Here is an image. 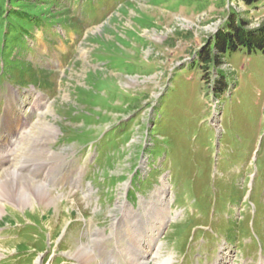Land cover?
Returning <instances> with one entry per match:
<instances>
[{
	"label": "rangeland",
	"instance_id": "374dc122",
	"mask_svg": "<svg viewBox=\"0 0 264 264\" xmlns=\"http://www.w3.org/2000/svg\"><path fill=\"white\" fill-rule=\"evenodd\" d=\"M20 1L0 0V115L16 96L35 134L0 264H134L128 228L166 203L161 259L264 264V54L215 48L232 20L264 24V3Z\"/></svg>",
	"mask_w": 264,
	"mask_h": 264
},
{
	"label": "bare ground",
	"instance_id": "6f19581e",
	"mask_svg": "<svg viewBox=\"0 0 264 264\" xmlns=\"http://www.w3.org/2000/svg\"><path fill=\"white\" fill-rule=\"evenodd\" d=\"M12 92L17 93L16 91L12 90L10 94ZM7 97H8V101H7L8 104L7 102L5 104H1L2 107H5L7 110V113L5 115L6 117L4 118L6 119L7 122L3 123L4 119L1 118L0 115V139H1L0 140V215L4 213V210L7 207L5 204L6 203L5 197L6 195H9L10 185L13 183L14 175H17L19 172L29 174L31 171L30 170L31 167L29 165H27L26 168L23 166L20 168L18 164L20 163V158L24 150L23 146L25 145V142H27L29 138H31L35 134L34 124H30L29 122L21 123V119L17 117L18 116L17 113L19 112L18 110H20V108L19 107L17 108L16 96L13 95ZM38 97L39 95H37L35 99H37ZM37 101L39 100L37 99ZM45 127L48 128L49 133H55L56 131V128L50 123L45 125ZM42 155L44 156V158L51 159L53 156L56 157L58 154H56L55 151H46L45 153L43 151ZM33 156H34L33 154L27 155V157H33ZM164 187L167 188L166 183H164ZM164 192L165 191L163 189L160 192L161 196L157 199V201L160 203L159 208H161L160 206L161 203L163 204L168 202L167 196ZM163 208H164L163 211L160 210V212L164 213L165 215V211L168 208V203L163 205ZM164 215L160 217V221L157 220L159 221L158 223L159 226L152 224V225H146L145 228L143 227L142 229L138 228V226H133L130 229L128 228V233L131 242L128 245L129 247H127L124 250V252L126 253L127 256H130L132 258V262L134 264H149L150 261H153L154 264H172V259L166 258L165 260H163L160 258L161 255L160 252L162 251V246L159 243V238L161 236V232L163 229V225L161 224L165 223L166 220L165 218L166 216ZM143 231H144L143 240H140ZM110 264H119V262L118 263L111 262Z\"/></svg>",
	"mask_w": 264,
	"mask_h": 264
},
{
	"label": "trees",
	"instance_id": "16d2710c",
	"mask_svg": "<svg viewBox=\"0 0 264 264\" xmlns=\"http://www.w3.org/2000/svg\"><path fill=\"white\" fill-rule=\"evenodd\" d=\"M11 0L12 5L15 3H23V1L16 2ZM248 6L264 3V0H239ZM246 23L236 24L232 20L227 26L226 32H221L217 35L215 48L224 55L229 50L231 52L237 51L239 48H245L251 54L262 52L264 54V24L258 29L249 30L245 28Z\"/></svg>",
	"mask_w": 264,
	"mask_h": 264
}]
</instances>
